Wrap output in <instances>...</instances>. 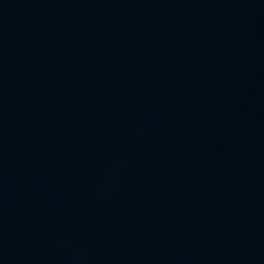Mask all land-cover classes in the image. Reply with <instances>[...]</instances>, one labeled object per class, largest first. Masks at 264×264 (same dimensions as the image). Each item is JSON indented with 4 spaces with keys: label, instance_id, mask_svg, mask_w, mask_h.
I'll return each mask as SVG.
<instances>
[{
    "label": "water",
    "instance_id": "95a60500",
    "mask_svg": "<svg viewBox=\"0 0 264 264\" xmlns=\"http://www.w3.org/2000/svg\"><path fill=\"white\" fill-rule=\"evenodd\" d=\"M0 264H264V0H0Z\"/></svg>",
    "mask_w": 264,
    "mask_h": 264
}]
</instances>
